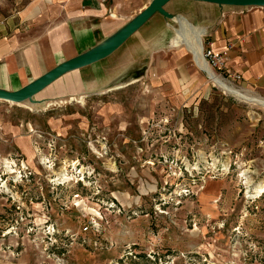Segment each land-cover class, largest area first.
<instances>
[{
  "label": "rangeland",
  "instance_id": "374dc122",
  "mask_svg": "<svg viewBox=\"0 0 264 264\" xmlns=\"http://www.w3.org/2000/svg\"><path fill=\"white\" fill-rule=\"evenodd\" d=\"M30 3L0 0V38L25 27ZM122 49L100 63V80L71 73L31 100H0V264H264V108L205 73L182 99L164 84L155 95L144 83L125 88L134 67ZM101 82L135 115L106 128L105 97L81 98ZM77 110L88 130L62 141L43 129Z\"/></svg>",
  "mask_w": 264,
  "mask_h": 264
},
{
  "label": "crops",
  "instance_id": "0c3cea01",
  "mask_svg": "<svg viewBox=\"0 0 264 264\" xmlns=\"http://www.w3.org/2000/svg\"><path fill=\"white\" fill-rule=\"evenodd\" d=\"M152 1L31 0L20 13V21L25 27L0 38V89L16 91L24 88L57 65L90 52L113 37ZM163 9L171 15L182 16L194 27L204 29L202 41L205 48L211 47L218 52L229 46L226 70L240 76L236 83L245 88L243 90L264 97V7L171 0ZM169 21L172 19L153 14L120 46L123 48L121 56L127 62L125 67H134L125 88L133 83H144L155 95L157 83L164 84L165 87L161 88L163 94L182 99L202 85L206 63H202L204 68L201 69L185 45L174 44L176 33ZM158 24H161L160 28ZM117 50L62 77L77 73L84 82L86 74L92 72L94 78L100 80L96 74L102 67L100 63L107 61ZM147 88L141 95L146 96ZM112 90L113 87H106L101 82L91 89H84L81 94L84 101L91 97H105L97 112L106 128L120 124L118 119L127 116L126 112L129 116L135 115L136 110L131 107L125 111L124 102L109 100L108 94ZM153 110L152 107L151 112ZM122 124L123 129L128 128L127 121ZM89 128L88 115L80 110L58 119L49 118L43 126L62 141H67L70 133ZM15 138V146L22 153L31 148L29 141L19 139L22 138L20 134Z\"/></svg>",
  "mask_w": 264,
  "mask_h": 264
},
{
  "label": "water",
  "instance_id": "95a60500",
  "mask_svg": "<svg viewBox=\"0 0 264 264\" xmlns=\"http://www.w3.org/2000/svg\"><path fill=\"white\" fill-rule=\"evenodd\" d=\"M171 0H153L142 12L126 24L113 37L99 45L95 49L67 60L41 76L39 79L16 91H6L0 89V100L12 103H20L31 100L39 92L63 75L94 64L112 54L117 50L131 35H133L147 20L155 13L163 15L167 19H173L171 15L164 11L163 7ZM216 4L219 6L233 7H264V0H187Z\"/></svg>",
  "mask_w": 264,
  "mask_h": 264
},
{
  "label": "bare ground",
  "instance_id": "6f19581e",
  "mask_svg": "<svg viewBox=\"0 0 264 264\" xmlns=\"http://www.w3.org/2000/svg\"><path fill=\"white\" fill-rule=\"evenodd\" d=\"M172 20H174V22L177 24V27H178L177 29H174L176 33V37L174 38V44L185 45L188 48V50L192 53L193 59L196 65L200 67L201 69H203L204 65L202 63H206L204 59L202 58V49H203L202 37L204 34V29L202 30V29L192 26L182 16H175L173 17ZM205 70H206L205 73L207 75V78L209 79V81L213 82L216 85L215 86L212 83L215 87H218L222 91L228 94H231L237 98L243 99L248 102H252L253 104L259 105L264 108V99L253 97L247 94H243L242 92L238 91L237 89L232 87L233 86L232 84H228L219 75H217L208 66L207 63H206ZM6 102H9V101H6ZM9 103H12V102H9ZM11 172L13 173V171Z\"/></svg>",
  "mask_w": 264,
  "mask_h": 264
},
{
  "label": "built area",
  "instance_id": "2783aa9c",
  "mask_svg": "<svg viewBox=\"0 0 264 264\" xmlns=\"http://www.w3.org/2000/svg\"><path fill=\"white\" fill-rule=\"evenodd\" d=\"M229 49L230 47L228 46L216 52L211 47H208V48L203 47L202 58L217 75H219L227 83L234 85L240 79V76L236 74H232L230 71L226 70V62L228 60ZM63 179L65 178H62V180ZM94 224H95V220L91 219L90 221L86 223L85 226H83L82 230L86 232Z\"/></svg>",
  "mask_w": 264,
  "mask_h": 264
}]
</instances>
